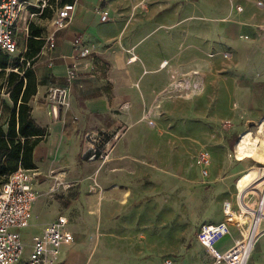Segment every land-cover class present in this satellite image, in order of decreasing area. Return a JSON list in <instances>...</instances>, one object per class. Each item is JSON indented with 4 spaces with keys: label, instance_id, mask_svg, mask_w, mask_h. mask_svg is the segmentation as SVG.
Returning a JSON list of instances; mask_svg holds the SVG:
<instances>
[{
    "label": "crops",
    "instance_id": "obj_1",
    "mask_svg": "<svg viewBox=\"0 0 264 264\" xmlns=\"http://www.w3.org/2000/svg\"><path fill=\"white\" fill-rule=\"evenodd\" d=\"M37 1L26 0L22 9L28 22L38 15H30L34 12L29 7ZM101 10L108 12L109 21H100ZM50 19L44 36L54 30ZM75 36L94 47L95 69L91 72L80 65L77 75L68 79ZM128 50L136 56L132 61ZM224 51L230 52L229 57H223ZM34 66L37 91L29 100L31 116L48 132L33 149L37 198L32 212L48 214L43 228L58 214L68 217L60 211L59 199L46 205L44 195L54 179L78 181L74 180L79 175L74 161L79 153L83 157L87 132L120 129L102 167L117 165L115 174L124 183L126 177L135 179L150 174L149 154L153 148L156 152L158 146H173L171 128L166 129L163 141L158 123L150 128L143 120L146 115L172 113L177 101L183 103L180 97L195 95L194 102L201 113L210 107V114H206L210 123L228 121L232 128L245 129L251 124L257 128L264 118V0H75L70 23L55 30L54 46L44 45ZM192 72L199 75V88L189 91L185 78ZM55 85L69 88V106L60 111L58 120L51 121L46 114L45 95ZM135 145L140 147V153L132 152ZM165 149L156 160L162 162L159 164L165 172L161 174L168 176L170 168L163 162ZM177 168L181 169V165ZM59 189L67 194L66 188ZM232 217L242 222L235 212ZM219 221L218 217L201 223ZM244 228V224H229V234L217 241L216 249H228L240 239ZM255 228L247 264H264V217ZM123 242L126 247V241L119 237L121 249ZM197 250H204L209 257L200 255L199 261L217 264L198 241L189 253ZM193 259L189 255L187 264H192ZM172 261L166 259L165 264Z\"/></svg>",
    "mask_w": 264,
    "mask_h": 264
},
{
    "label": "rangeland",
    "instance_id": "obj_2",
    "mask_svg": "<svg viewBox=\"0 0 264 264\" xmlns=\"http://www.w3.org/2000/svg\"><path fill=\"white\" fill-rule=\"evenodd\" d=\"M52 1V4L59 2ZM43 3L47 4V0L33 2L29 7ZM47 15L48 12L45 17L37 15L30 19L43 28V34L49 18ZM27 22L24 9L16 34L18 47L13 53V58L18 57L19 62L25 50ZM222 54L226 58L230 52ZM10 69L16 70L15 65L11 64L4 73L0 72V124L4 123L7 115L2 102L11 105L6 86V73ZM194 96L180 97L183 103L177 101L172 113L156 117L146 115L144 118L150 128L158 123L163 141L167 128H171L174 135L173 146H158L156 152L153 148V153L149 154L152 159L150 174L135 179L126 177V181L120 183L119 175L115 174L117 165L102 167L100 161H85L79 153L74 161L79 171L74 180H78L79 185L66 188L65 195L59 189L62 186L54 190L51 189L53 183L49 186L44 203L49 205L60 200V211L70 219L66 228L74 236L71 244L60 247L59 261L63 264H165L166 259H171L172 264H187L191 255L194 257L192 264H205L206 261H199L200 255L209 258L204 250L189 253L197 242L198 225L218 217L220 221L234 224L236 220L224 214L225 202L230 203V209L236 214L240 211L239 205L247 202L256 207L259 204L264 193V152L259 150L256 156L237 160L234 149L244 130L251 131L262 145L264 124L259 131V124L256 129L254 124L240 129L232 128L228 121L210 123L206 119L210 107L201 113ZM148 120L152 124H147ZM2 126L5 127L4 124ZM163 148H166L163 154L167 155L163 159L164 165L171 169L173 164L168 176L161 174L165 172L162 162L156 160ZM200 150H207L212 161L207 177L199 174L194 163V157ZM132 152L140 153V147L133 146ZM178 164L181 169L177 168ZM253 172H256L255 177H252ZM96 209L99 210L97 213ZM92 211L94 213L91 214ZM47 215L33 213L29 225L19 230L24 244L22 260L29 253L32 237L41 233ZM119 237L127 243L125 247L123 242L124 249L119 248Z\"/></svg>",
    "mask_w": 264,
    "mask_h": 264
},
{
    "label": "built area",
    "instance_id": "obj_3",
    "mask_svg": "<svg viewBox=\"0 0 264 264\" xmlns=\"http://www.w3.org/2000/svg\"><path fill=\"white\" fill-rule=\"evenodd\" d=\"M26 0H0V49L8 54L17 51V30L21 18L22 9L25 7ZM46 4L43 3L38 8L42 9ZM240 9V6H236ZM75 0L55 8L50 19L54 30L44 36L48 47L54 46L55 30L66 27L73 16ZM36 13H30L34 15ZM101 22L110 20L108 12H99ZM74 49V61L68 67L67 78L71 79L77 75L78 67L82 65L91 72L95 69L92 55L95 49L92 45L85 43L79 36L72 40ZM43 45V46H44ZM129 60H134L136 56L127 51ZM199 75L196 72L187 74L185 78L187 90L199 88ZM69 88L64 85H55L48 89L45 95L47 105L46 114L51 121H56L60 117V111L69 106ZM148 124H152L150 120ZM120 129L111 132H87L84 135L83 156L88 160H96L101 163L107 158L113 142L118 138ZM194 163L199 168L202 177H207L212 161L207 150H200L194 157ZM37 172L35 169L18 167L9 174L0 186V264H62L59 261L60 247L63 244H71L74 240L73 233L66 228L69 218L66 215L58 214L50 220L40 234L34 235L29 245V253L22 260L24 244L22 242L20 229L29 225L32 218V206L37 198ZM74 182L63 183L60 179H54L51 189L60 186L68 188ZM231 208L229 202L224 203V209ZM264 193L256 207L244 204L240 207L238 215L242 222L236 220V224H244L245 228L241 233L240 239L235 241L225 251H218L215 247L217 241L229 234V223L203 222L199 224L196 231V240L206 248L214 262L224 264H247L250 250L256 237L255 224L264 217ZM236 213V212H235ZM229 216H231L229 214ZM232 217V216H231ZM169 262V261H167Z\"/></svg>",
    "mask_w": 264,
    "mask_h": 264
},
{
    "label": "trees",
    "instance_id": "obj_4",
    "mask_svg": "<svg viewBox=\"0 0 264 264\" xmlns=\"http://www.w3.org/2000/svg\"><path fill=\"white\" fill-rule=\"evenodd\" d=\"M51 2L53 1L47 0V4L42 9L30 7V10L40 17H45L48 12L47 17L51 18L55 8L71 3L73 0H59L54 4ZM27 33L21 62L18 57L13 58V54L0 49V72L4 73L11 64H14L16 68L6 73L7 96L11 105L7 106L2 102L7 115L3 123L5 127L0 124V186L18 167L36 168L33 161V149L48 134L46 128L40 127L33 120L29 104V100L37 91L34 64L45 43L43 28L28 22Z\"/></svg>",
    "mask_w": 264,
    "mask_h": 264
},
{
    "label": "bare ground",
    "instance_id": "obj_5",
    "mask_svg": "<svg viewBox=\"0 0 264 264\" xmlns=\"http://www.w3.org/2000/svg\"><path fill=\"white\" fill-rule=\"evenodd\" d=\"M259 131H262L263 129V124H264V118H262L259 121ZM262 145L259 144L252 135L251 131L249 130H244L243 132L240 133L238 140L235 143V149L234 152L236 154V159L237 160H243L246 157H252L256 156L259 150H263L264 152V133L262 136ZM257 138V137H256ZM224 214L226 215H234V212L228 208L225 209Z\"/></svg>",
    "mask_w": 264,
    "mask_h": 264
}]
</instances>
